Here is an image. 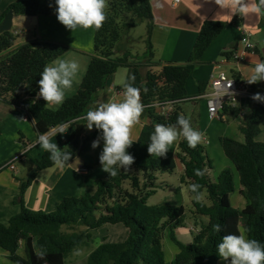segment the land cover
<instances>
[{
  "label": "trees",
  "instance_id": "16d2710c",
  "mask_svg": "<svg viewBox=\"0 0 264 264\" xmlns=\"http://www.w3.org/2000/svg\"><path fill=\"white\" fill-rule=\"evenodd\" d=\"M107 19L103 26L95 29L94 54L77 92L66 98L56 109L45 106V101L36 99L38 81L46 65L63 56L72 47L59 42L34 40L11 50L16 36L10 31L0 34V99L22 108L34 124L38 135L48 134L53 128L76 123L79 128L86 124L80 119L94 109L99 95L107 88L108 79L120 68H131L139 78L141 101L145 105L142 116L149 118L139 138L127 149L135 157L128 171L121 169L117 176L97 181L95 192L83 196L64 197L51 213L34 211L25 205L24 195L35 179L37 172L54 166L49 153L44 152L35 161V169L29 179H22L16 202L20 213L8 224H0V247L16 264H66L67 258L80 248L93 242V232L105 225L122 224L128 230L123 242L100 243L88 254L87 264H218L221 259L217 245L227 234H240L243 223L245 235L264 244V142L256 140L260 133V121L264 110L253 106L251 116L240 125L244 142L230 137H221L225 155L236 167L241 195L247 204L243 210L231 205L230 194L234 192V176L227 168L221 171L216 181L209 177L213 164L203 141L195 149L190 148L182 137L178 145L177 158L184 166V181L201 185L200 192L207 194L208 203L196 201L192 196V215L205 217L194 234V242L186 245L176 237L175 231L184 226V206L149 205L148 200L157 189L164 188L158 176L173 173L177 168L174 158L151 157L147 151L150 135L156 123L175 125L179 115H186L181 104L193 101L187 93V82L193 74V66L201 64L214 40L227 25L241 27L242 18L236 15L227 24L207 20L203 23L188 64H162L155 61L152 42L154 15L152 0H107ZM55 0H20L9 6L0 17V23L9 10L15 16H50L56 13ZM147 23L145 51L134 54L128 46L127 36L140 23ZM264 31V14L260 22ZM242 37V36H241ZM240 37V38H241ZM237 48L223 50L221 56L228 61L234 59ZM160 68V70H157ZM147 89V92L144 89ZM171 105L168 113H158L157 107ZM224 113L238 115V108H225ZM62 150L72 152L74 161L83 144L75 131L67 142H58ZM88 172L91 170L86 165ZM195 169L204 171L202 177ZM190 190V188H189ZM220 225L216 232L214 225ZM177 248L172 260L168 259L165 240ZM24 242L25 257L18 254ZM41 246L46 250L45 260L38 259Z\"/></svg>",
  "mask_w": 264,
  "mask_h": 264
},
{
  "label": "crops",
  "instance_id": "0c3cea01",
  "mask_svg": "<svg viewBox=\"0 0 264 264\" xmlns=\"http://www.w3.org/2000/svg\"><path fill=\"white\" fill-rule=\"evenodd\" d=\"M17 1L20 0H8L4 7L1 6L0 17L11 4ZM152 12L154 15L152 42L155 50V61H159L162 64L172 63L181 65L188 64L199 31L205 21L214 20L229 24L236 16L228 15L230 14V10L220 9L214 0H152ZM14 19L19 20V17L14 16ZM261 19L262 14H249L242 16L241 27L234 28L227 25L223 32L210 45L202 63L193 66L191 77L194 83H192V86H190V80L187 82L188 96L189 98H194L195 100L191 102L196 107H199V112H197L199 120L195 122V129L204 134L203 141L206 142L207 146H212L213 144L219 145L217 150L222 164L214 165L213 169L209 171V177L213 175L214 182L224 169L229 168L232 171L235 190L230 194V202L234 208L240 211L246 207L247 202L241 195L242 185L238 171L232 161L225 155L220 138L230 137L239 142H244V135L240 131V125L251 116L254 105L248 100H242L238 107V115L233 116L229 113H224L223 119H214L209 116L206 101L202 99V96L211 93L209 84L210 75L216 64L221 65L228 72L238 73L240 78L246 81L252 74L254 64L257 61H264V31L260 27ZM26 23L31 25V27L26 28V32L32 34L31 37L14 45L11 50L25 43L40 40L64 43L74 49L60 58L75 60L77 56L71 55L83 56L87 54L88 57L94 54V28L83 29L78 27L72 32L57 20L56 13L50 16H37L36 24L31 22ZM245 33L250 35L251 41L255 44V49L247 53L245 61L240 65H236L232 61L223 58L221 56L223 50L233 47H236L238 50L241 47L240 37ZM14 34L17 35L18 33L15 32ZM89 44L93 45L89 47ZM90 60L91 58L89 57V62ZM125 69L126 77L122 85L120 86L116 81V72L108 79L107 88L99 95L94 109L101 102L109 100L120 102L123 98L122 93L125 84H132L138 88L140 81L136 77L134 70L131 68ZM81 70L80 64V72ZM157 70H160V68H157ZM86 71L83 70L82 74H80L81 79H75L73 87L66 92L65 96L69 92L73 93L77 90L81 84L79 82H82L80 80L83 79ZM133 76L135 77L134 80L131 79ZM263 83L264 81H260L252 84V86L255 89L258 86H262L263 88ZM49 107L55 108L57 106ZM148 123L149 118L141 116L140 127H138V124L134 130L135 132L132 134L133 140L139 138L143 126ZM76 126L79 127L76 123L66 124L56 131H50L46 135L52 143H64L70 139ZM85 126L86 124L81 129ZM61 130L64 133H59ZM263 133L264 115L260 121V133L256 137L257 141L264 142L260 140ZM39 136L33 122L22 108L0 99V224H8L9 220L21 211V205L16 202L20 181L22 179H29L28 175L32 169H35V161L38 158L34 157L32 161H29L28 155L36 151L39 146ZM40 152V155L44 154L45 150L42 149ZM10 162H13L14 169L5 167ZM86 165H88L86 161L75 159L64 167L54 165L51 168L37 172L35 179L25 192V205L34 211L51 213L56 210L64 197L83 196L86 192H95L99 179L93 176L94 169H91L85 175L79 172V168L86 167ZM181 169L184 170L182 163ZM160 189L164 190V188ZM120 225L122 224L107 226V228L102 230H105L107 234L111 231L116 233L121 232L124 235V239L119 242H123L128 237V230L126 227L123 228ZM241 225L240 232L245 230V228L242 229ZM109 242L117 241L110 240ZM166 252L168 259L172 260L177 252V248L170 242L166 243ZM18 254L25 257L24 242L21 243ZM0 264H16L7 257V252L1 247ZM218 264L220 263L218 262Z\"/></svg>",
  "mask_w": 264,
  "mask_h": 264
},
{
  "label": "clouds",
  "instance_id": "9594fccd",
  "mask_svg": "<svg viewBox=\"0 0 264 264\" xmlns=\"http://www.w3.org/2000/svg\"><path fill=\"white\" fill-rule=\"evenodd\" d=\"M220 9H229L230 16H247L249 14H264V0H214ZM57 20L66 29L75 31L78 27L83 29L94 28L99 30L107 19L105 9L108 7L107 0H55ZM219 16V14H217ZM249 47L254 45L247 42ZM80 70V65L75 60L56 58L46 65L40 74L38 81V97L46 102L45 106H60L65 100L68 90L73 87L74 81ZM132 80L135 79L133 76ZM249 85L264 81V61H257L252 69V74L246 79ZM232 83V82H231ZM231 83L229 86H231ZM147 92V89H144ZM226 94V90H225ZM224 94V95H225ZM120 102H101L90 109L80 119L86 121L88 130L93 127L100 131V135L92 142L93 149L100 146L103 148L99 154V162L102 171L110 177L118 175L121 169L128 171L135 162L129 149L135 142L132 139V129L140 123L145 105L141 101V89L132 84H125ZM251 99L264 103V95L257 92ZM59 133H64L61 130ZM187 141L190 148L195 149L204 140V134L193 128L189 118L179 115L175 125L156 123L154 132L150 135L147 151L155 157H165L169 146L178 139ZM39 147L49 153V159L54 165L64 167L72 158V152L62 150L57 143L50 142L46 134L38 138ZM195 175L202 177L204 171L195 169ZM190 191L195 194L194 199L200 201L202 194L201 185L191 184ZM216 232L221 231L220 225H214ZM244 230L239 235L227 234L222 237L217 245L219 257L229 264H264V244L257 239L248 238ZM37 253L38 259L45 260L47 252L41 246Z\"/></svg>",
  "mask_w": 264,
  "mask_h": 264
},
{
  "label": "rangeland",
  "instance_id": "374dc122",
  "mask_svg": "<svg viewBox=\"0 0 264 264\" xmlns=\"http://www.w3.org/2000/svg\"><path fill=\"white\" fill-rule=\"evenodd\" d=\"M8 2V0H0V7L5 6V4ZM31 27L29 23L26 22H20L18 19H14L13 21V26L11 28V31L13 33L17 32L18 34L16 36V41L14 45H17L20 42L25 41L26 39L30 38L32 34L26 32V28ZM147 38V23L142 22L140 23L136 28L132 29L129 35L127 36L128 39V46L129 49L134 53V54H142L145 51V40ZM253 43V42H252ZM91 45L93 44H89ZM71 56H77L75 60L81 64V72L79 70L78 75H77V80L81 79L80 74H82L83 70L86 71L88 68L87 62H89V57H87V54L85 55H71ZM86 56V57H84ZM221 57V56H220ZM219 57V60H220ZM52 63V62H51ZM126 69L125 68H120L117 73H116V81L117 83L121 86L122 83L125 81L126 77ZM190 86H192V83H194L193 78L191 77L190 79ZM82 81V80H80ZM81 83V82H79ZM196 84V83H195ZM260 85V83H259ZM196 87V85H195ZM79 88V86H78ZM77 88V90H78ZM77 90L73 93H70L65 96V97H72ZM263 90L262 86H258L256 89L257 92H261ZM201 98V97H200ZM203 100L206 101L205 98H202ZM201 100V101H203ZM59 107V106H57ZM57 107L53 108L56 109ZM181 107L183 109L184 114L186 115V118H189L191 121V124L193 128H195V122L199 120L198 118V113L199 112V107H196L191 101L185 102L181 104ZM172 110L171 106H166L165 108L157 107L156 111L158 113H168ZM137 126V125H136ZM136 126L132 129V134L135 132ZM140 127V124L138 125ZM75 131L79 132L80 135V142L83 144V149L78 154L75 159L79 161H86L88 165L91 167V169H94L93 176L95 178H98L99 180L106 179L107 173L102 171V166L99 162V154L102 151L103 148V141H100V146L93 149L91 147L92 142L97 139V137L100 135V131L95 129L93 127L92 130H88L87 127L85 126L83 129H80L79 127H75L73 132ZM72 135V134H71ZM263 137V138H262ZM261 137V141H264V133L263 136ZM136 141V140H134ZM180 139H178L176 142H174L172 145L169 146V151L167 152L165 157H159V158H177V153H178V145H179ZM218 144L217 145H212V146H207L206 145V151L209 156V158L212 161L213 166L214 165H221L222 160L219 156L218 153ZM43 148L37 147L36 151H33L28 155L29 161H32V158H41L43 154L40 155V151ZM44 150V149H43ZM40 155V156H39ZM155 157V156H153ZM158 158V157H156ZM74 159V160H75ZM178 161V160H177ZM34 170V169H32ZM31 170V171H32ZM212 181L214 180L213 175L210 176ZM159 183H163L165 185L164 190L158 189L157 192L151 196L148 200L149 205H166V206H184L186 208V216H185V221H184V226L178 228L175 231L176 237L178 240H180L182 243L189 245L194 242V234L195 232L200 228V226L204 223H208V219L205 217H194L192 215V196L190 195V190H189V185L187 182L184 181V170L181 169V163L178 161V165L176 170L173 173H164L160 174L158 177ZM202 201L205 203H208V198L207 194L204 192L202 194ZM107 226H112V225H105L101 229L94 231L93 232V242L85 248H80L77 252H73L66 260V264H87V259H88V254L93 251L100 243L101 241H107V240H116L117 242L121 241L124 239V235L121 232H108L109 234L106 233L105 229ZM121 227L125 228L124 225H120ZM242 229H244V225L242 223ZM106 239V240H105ZM108 241V242H109ZM171 243L168 239L165 240V245L166 243ZM172 244V243H171ZM86 261V263H85ZM220 264H228V261H224L223 259H220L218 261Z\"/></svg>",
  "mask_w": 264,
  "mask_h": 264
},
{
  "label": "built area",
  "instance_id": "2783aa9c",
  "mask_svg": "<svg viewBox=\"0 0 264 264\" xmlns=\"http://www.w3.org/2000/svg\"><path fill=\"white\" fill-rule=\"evenodd\" d=\"M239 17L242 18V16ZM247 42L252 43L250 35L245 33L240 39L241 47L236 50L234 54V59L232 60L234 64L240 65L243 63L246 59L247 53L255 49V44L252 43L254 46L249 47ZM230 83L231 86H229ZM209 84L211 93L202 96V98L206 99L207 110L211 118L223 119L225 108H238L242 100H248L253 103V105H258L264 110V103L256 102L251 99L252 95L257 93L252 84L249 85L247 81L242 80L238 73H232L224 70L219 64L214 66L213 72L210 75ZM259 93L264 95V83L263 90ZM36 99L44 101L43 98L38 97V95H36ZM161 108L165 107L162 106ZM60 128L61 126L53 128L51 131H56ZM5 167L14 169L13 162L6 164ZM79 172L85 175L88 173V170L86 167H81L79 168Z\"/></svg>",
  "mask_w": 264,
  "mask_h": 264
},
{
  "label": "water",
  "instance_id": "95a60500",
  "mask_svg": "<svg viewBox=\"0 0 264 264\" xmlns=\"http://www.w3.org/2000/svg\"><path fill=\"white\" fill-rule=\"evenodd\" d=\"M14 12L13 10H9L7 14L4 16L2 22L0 23V34L5 31H10L13 26V19H14ZM19 20L21 22H31L33 24H36L37 22V16H20ZM37 170L34 169L30 172L28 175V178L34 174Z\"/></svg>",
  "mask_w": 264,
  "mask_h": 264
}]
</instances>
